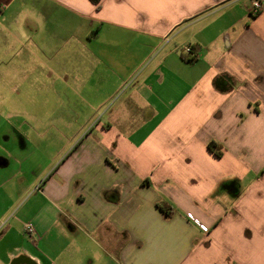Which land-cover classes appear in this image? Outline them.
<instances>
[{
  "label": "crops",
  "instance_id": "0c3cea01",
  "mask_svg": "<svg viewBox=\"0 0 264 264\" xmlns=\"http://www.w3.org/2000/svg\"><path fill=\"white\" fill-rule=\"evenodd\" d=\"M251 7L0 0V264H264Z\"/></svg>",
  "mask_w": 264,
  "mask_h": 264
},
{
  "label": "trees",
  "instance_id": "16d2710c",
  "mask_svg": "<svg viewBox=\"0 0 264 264\" xmlns=\"http://www.w3.org/2000/svg\"><path fill=\"white\" fill-rule=\"evenodd\" d=\"M92 1H96L97 4L100 2V0H92ZM197 50H198L197 48L193 47V54H190V55L188 54V55L184 56V60L187 63L194 64L198 58V51ZM208 147L216 156L220 157L222 155L221 147L215 141L211 142ZM159 207L162 211H164V213L168 217L171 216L172 208L168 204H166V203L162 204L161 203Z\"/></svg>",
  "mask_w": 264,
  "mask_h": 264
},
{
  "label": "built area",
  "instance_id": "2783aa9c",
  "mask_svg": "<svg viewBox=\"0 0 264 264\" xmlns=\"http://www.w3.org/2000/svg\"><path fill=\"white\" fill-rule=\"evenodd\" d=\"M264 4L262 0H252V7L250 9V13L252 15H257L263 10ZM185 52L187 54H193V48L188 46L185 48ZM192 221L197 222L196 218L191 216ZM26 230L28 234L31 236V238H35L36 236V229L32 224H27L26 225Z\"/></svg>",
  "mask_w": 264,
  "mask_h": 264
},
{
  "label": "rangeland",
  "instance_id": "374dc122",
  "mask_svg": "<svg viewBox=\"0 0 264 264\" xmlns=\"http://www.w3.org/2000/svg\"><path fill=\"white\" fill-rule=\"evenodd\" d=\"M123 91H124V90L120 91V92L117 94V96H115V98H114V100H113V102H112L111 105H113L117 100L120 99V97H121L122 94H123ZM102 113H103V112L98 113V114H97V117L101 116ZM80 115L82 116L83 114H80ZM85 115H86V114H85ZM89 130H90V128H88V129L83 133V135L81 136V138H84V137L88 134ZM72 147H73V146H72ZM72 147H71V148H72ZM60 148H61V146H53V148H51L50 151H48V152H49V154H50L51 152H55V150L58 151ZM53 150H54V151H53ZM64 151H66V150H64ZM40 184H42V183H40ZM40 184H39V186H40ZM37 189H38V188H36V190H37Z\"/></svg>",
  "mask_w": 264,
  "mask_h": 264
}]
</instances>
